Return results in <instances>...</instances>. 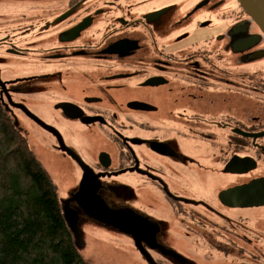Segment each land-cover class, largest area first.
<instances>
[{
  "label": "flooded vegetation",
  "instance_id": "1",
  "mask_svg": "<svg viewBox=\"0 0 264 264\" xmlns=\"http://www.w3.org/2000/svg\"><path fill=\"white\" fill-rule=\"evenodd\" d=\"M162 1L0 0V103L53 130L71 155L59 159L70 172L64 184L84 185L76 169H95L123 196L120 222L142 241L136 252L157 254L134 264H197L158 232L187 239L200 264H264V232L243 224L248 207L222 195L264 177L254 170L264 163V135L254 137L264 132V35L237 0H199L210 15L196 23L153 16L171 7ZM191 25L201 38H190ZM15 64L25 70L10 73ZM47 84L63 119L88 126L82 166L72 164L61 124L43 123L30 103ZM237 157L257 166L225 171ZM148 189L154 214L142 198Z\"/></svg>",
  "mask_w": 264,
  "mask_h": 264
},
{
  "label": "rangeland",
  "instance_id": "2",
  "mask_svg": "<svg viewBox=\"0 0 264 264\" xmlns=\"http://www.w3.org/2000/svg\"><path fill=\"white\" fill-rule=\"evenodd\" d=\"M198 1L199 0H163L162 3L158 4L159 7L163 5L171 7L161 15V19L171 22L184 20L186 22L196 23L198 19H203L210 15V11H205V9H209L208 7H199L193 11L198 5ZM218 8L214 9L213 12L217 11ZM224 10H226V6ZM213 17L215 16L213 15L212 18ZM212 23L216 22L214 21ZM218 23L224 22L221 20ZM190 30L192 31L190 36L191 39L201 38L202 33L197 28L195 29L193 25H191ZM0 68L2 69L1 75L5 78L7 71L1 65ZM24 70L22 65L17 64L8 69L10 73ZM49 75L53 76L50 79L54 78L51 72H49ZM50 83H54V81ZM50 88V85L47 84L45 94L28 95L30 103L35 107L34 111L40 114L43 123L52 128L53 121L55 120L61 124V130H64V144L73 154L72 164L82 166L77 160V156L78 150L84 148L83 151L87 157V148L91 147H86L91 142L85 134V129L86 127L88 128V126H84L77 121H67L63 119L58 109L53 106L55 99L48 96L49 94L47 91H50ZM56 97L58 98V96ZM7 108L14 116L19 126L28 135L35 154L53 177V181L57 185L62 211L73 229L75 241L79 245L87 261L91 264H134L136 259L150 260L157 256V254L151 250H148L146 254L141 253L140 250L136 252L134 242L138 240L137 243L139 241L142 243V241L134 236L132 230L126 229L124 224L120 222V213L122 212L121 206L124 198L119 194L117 196L112 190V185H107L106 179H99L100 175L98 171L92 169L87 171L84 170L85 172H83L78 168L76 169V175L84 176L86 183L84 182V185L64 184L63 181H67L65 178L69 177L70 172L61 171L59 169V159L60 157L65 159L66 157L71 158V155L69 152L66 156L62 155V151L57 148V143L52 138L53 130L45 127L34 118L18 113V110L10 106H7ZM254 170L264 173V163H260ZM96 174L99 177H97ZM72 195L74 196L71 201ZM142 198L152 205V207H148V209L153 214L157 213L155 208L158 209L159 206L154 191L148 189L143 193ZM242 212L243 215L247 217V221L243 223L245 226L250 229L264 232V206L248 207ZM159 216L165 217V211L161 210ZM163 228L166 230L170 227L164 226ZM157 237L158 241L162 242L164 245L174 249H183L188 254L189 260L200 264L192 256L188 248V243L190 242L184 237L183 238L188 243L180 236L167 232H158ZM153 239L154 237L152 240ZM242 261L244 262V260L239 257L237 264H240ZM223 264H230V262L223 257Z\"/></svg>",
  "mask_w": 264,
  "mask_h": 264
},
{
  "label": "trees",
  "instance_id": "3",
  "mask_svg": "<svg viewBox=\"0 0 264 264\" xmlns=\"http://www.w3.org/2000/svg\"><path fill=\"white\" fill-rule=\"evenodd\" d=\"M0 264H90L63 214L57 185L1 103Z\"/></svg>",
  "mask_w": 264,
  "mask_h": 264
},
{
  "label": "water",
  "instance_id": "4",
  "mask_svg": "<svg viewBox=\"0 0 264 264\" xmlns=\"http://www.w3.org/2000/svg\"><path fill=\"white\" fill-rule=\"evenodd\" d=\"M237 2L241 5L243 10L248 14L251 21L259 27L260 31L264 35V0H237ZM199 7H201V6L197 5L193 11H195ZM163 12H165V11L161 10L159 12H156V14L153 16L158 17ZM204 23H206V22H204ZM253 36H254L253 39H255L253 41V45H254L256 43L257 39L259 38V36H257V35H253ZM59 106L63 107L65 110H67V107L65 106V104H60ZM93 120H95V118H89L85 122H91ZM16 123H17V121H16ZM263 135H264V132H261L258 134H254V137L256 138L258 136H263ZM104 154L108 155L105 152H103L101 155H104ZM250 164H251L250 165L251 167L248 168L247 159L237 157V158L231 159L227 163V165L225 166L224 170L235 172V173H241V172H246L249 169H253L257 166V162L255 159H250ZM225 191L226 192H223V194H222L223 199L226 198L227 200L232 201V204L234 206H238V207L264 206V177L254 178V179L246 182L244 185H238V186H235L233 188H229ZM67 222H68V220H67ZM70 228H71V226H70ZM71 230L73 231L72 228H71ZM78 247H79V245H78ZM79 249H80V247H79Z\"/></svg>",
  "mask_w": 264,
  "mask_h": 264
}]
</instances>
